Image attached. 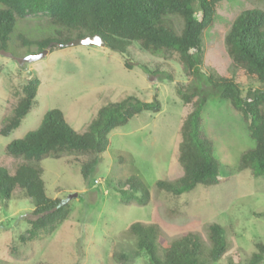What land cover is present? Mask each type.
<instances>
[{
	"label": "rangeland",
	"instance_id": "rangeland-1",
	"mask_svg": "<svg viewBox=\"0 0 264 264\" xmlns=\"http://www.w3.org/2000/svg\"><path fill=\"white\" fill-rule=\"evenodd\" d=\"M253 8L264 11V2L222 0L216 4L213 23L202 36V72L231 77L224 34L239 13ZM46 23L40 13L30 14L17 27V34L30 40L42 37L43 30H51L43 27ZM177 26L181 28L180 23ZM8 44L12 55L0 52V128L25 85L33 79L40 81L34 105L20 126L7 137L0 135V167L10 174L21 159L9 156L5 147L35 130L49 110H60L75 132L84 133L101 107L130 96L143 102L156 97L161 108L157 113L141 112L113 129L87 180L80 174L87 156L43 159L39 165L46 196L60 202L70 194L76 197L64 204L67 216L51 233L34 235L30 233L33 205L26 194L16 191L9 201H0V264H150L128 233L134 222L158 225V246L192 233L207 248V226L218 224L225 230L229 247L214 264H249L256 244L264 245V176L253 178L248 170L240 169L239 158L254 147V141L229 101L208 99L202 112V131L211 140L219 163L218 184L200 185L174 196L158 191L155 183L173 181L181 173L175 154L189 106L182 103L177 87L192 85V76L184 71L176 53L151 55L133 42L128 48L131 69H127L125 58L106 47H50L44 58L28 63L23 59L38 54L37 46H23L15 36H10ZM139 64L151 71L157 68L158 73L146 75ZM235 80L244 91L251 86L242 74ZM130 176L147 188L145 204L137 201L140 193L124 202L115 192L114 187ZM120 254L125 259H114Z\"/></svg>",
	"mask_w": 264,
	"mask_h": 264
},
{
	"label": "trees",
	"instance_id": "trees-1",
	"mask_svg": "<svg viewBox=\"0 0 264 264\" xmlns=\"http://www.w3.org/2000/svg\"><path fill=\"white\" fill-rule=\"evenodd\" d=\"M222 0H0V52L9 53L10 36L21 45H35L39 51L54 43H66L84 36L99 35L105 47L125 58L131 69L128 48L136 42L151 55L176 53L184 71L192 76V85L177 87L182 103L189 111L179 128V144L175 154L180 175L173 181L158 180L160 192L174 196L194 190L197 186L218 184L219 163L213 144L202 131V112L208 99L229 101L243 118L254 147L239 158L240 169L251 177L264 176V11L259 8L239 13L224 34L223 44L230 60L231 77L217 72H202V36L215 16V6ZM262 3L264 0H252ZM40 13L46 18L42 37L30 40L17 34L23 20ZM177 23L181 24L178 28ZM146 75L158 73L147 65H137ZM242 74L251 86L245 91L235 80ZM40 81L30 80L10 116L3 119L0 135L7 137L20 126L34 105ZM161 105L156 97L150 102L130 96L120 102L101 107L84 133L75 132L65 121L62 112L52 109L44 113L39 126L20 139L11 141L6 153L21 162L10 174L0 167V201H9L16 191H23L32 201L34 220L30 221L31 235L38 231L51 233L67 216L60 200L50 199L44 191L40 162L45 158L58 159L64 155L89 157L80 165V174L87 180L100 162L108 146V134L147 111L157 113ZM122 201L129 202L135 193L137 200L147 201L149 192L136 177L130 176L114 187ZM150 264H214L229 247L225 230L218 224L207 226V248L200 238L187 233L181 238L157 245L161 229L156 224L134 222L128 228ZM157 245V246H156ZM158 247L159 251H156ZM157 249V250H158ZM257 252L249 264L264 261V245L256 244ZM114 259H125L123 254ZM119 261V260H118Z\"/></svg>",
	"mask_w": 264,
	"mask_h": 264
},
{
	"label": "water",
	"instance_id": "water-1",
	"mask_svg": "<svg viewBox=\"0 0 264 264\" xmlns=\"http://www.w3.org/2000/svg\"><path fill=\"white\" fill-rule=\"evenodd\" d=\"M53 45L57 48L75 47V46L105 48V41L102 39L101 36L96 34V35H92V36H84V37H80V38H75V39H72L66 43H54ZM49 48L50 47H48L45 50L40 51L36 55L28 56V57L24 58L23 61L28 62V63L38 61V60L44 58L48 54ZM73 197H76V194H70L67 197V199L61 201L58 206L59 207L64 206V204H66Z\"/></svg>",
	"mask_w": 264,
	"mask_h": 264
}]
</instances>
